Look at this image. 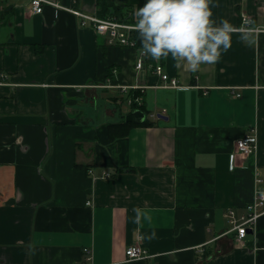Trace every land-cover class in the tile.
Instances as JSON below:
<instances>
[{
  "label": "crops",
  "instance_id": "crops-1",
  "mask_svg": "<svg viewBox=\"0 0 264 264\" xmlns=\"http://www.w3.org/2000/svg\"><path fill=\"white\" fill-rule=\"evenodd\" d=\"M55 1L0 0V264H264V214L241 241L228 217L264 188V34L193 73L65 8L134 24L146 0ZM212 4L264 23V0ZM135 243L147 257L127 259Z\"/></svg>",
  "mask_w": 264,
  "mask_h": 264
},
{
  "label": "clouds",
  "instance_id": "clouds-1",
  "mask_svg": "<svg viewBox=\"0 0 264 264\" xmlns=\"http://www.w3.org/2000/svg\"><path fill=\"white\" fill-rule=\"evenodd\" d=\"M212 0H146L132 12L139 53L154 60L169 56L177 67L198 72L217 63L233 43V36L253 47L264 34V25L246 19L237 28L229 20L213 19ZM139 224L141 209H134Z\"/></svg>",
  "mask_w": 264,
  "mask_h": 264
},
{
  "label": "built area",
  "instance_id": "built-area-1",
  "mask_svg": "<svg viewBox=\"0 0 264 264\" xmlns=\"http://www.w3.org/2000/svg\"><path fill=\"white\" fill-rule=\"evenodd\" d=\"M31 8L33 13H41L45 5L51 4L56 7H60V4L55 0H30ZM70 9L75 14L83 16L85 19L91 20L94 24L96 32L99 34L108 35L110 43H120L128 45L131 43L126 30L133 29L132 25L123 21L118 20L117 18H99L95 15H87L82 11L65 7ZM246 19H251L248 15L243 16V22ZM260 25H264L260 24ZM144 66V60L140 57L137 61V68H142ZM156 73L164 81V86H177L178 81L176 78H170V76L163 71L161 65L155 67ZM166 83V84H165ZM233 94L239 95L234 90ZM257 148V138L256 133L250 132L236 140V150L237 152L250 155L254 154ZM235 157L232 155V167L235 166ZM261 178H256V183H260ZM264 214V188L256 186L254 189L253 198L245 206V211L240 215H237L233 209H230L228 212L229 221L232 224V228L236 231L237 240H243L249 231V228H253L260 216ZM84 251L87 254V259L91 260V250L90 248H84ZM126 257L128 260L145 258L148 256L146 249L142 247L141 244L135 243L126 248ZM82 264V263H75ZM85 264V263H83Z\"/></svg>",
  "mask_w": 264,
  "mask_h": 264
},
{
  "label": "trees",
  "instance_id": "trees-1",
  "mask_svg": "<svg viewBox=\"0 0 264 264\" xmlns=\"http://www.w3.org/2000/svg\"><path fill=\"white\" fill-rule=\"evenodd\" d=\"M109 8H110V7H104V8H103V11L106 12ZM112 14H113V15H116L118 18H119V15H121V14H120V11H119L118 8H116V10L113 11ZM115 127H116V128H115V130H114V133L118 130V129H117V126H115ZM112 136H113V135H112Z\"/></svg>",
  "mask_w": 264,
  "mask_h": 264
},
{
  "label": "water",
  "instance_id": "water-1",
  "mask_svg": "<svg viewBox=\"0 0 264 264\" xmlns=\"http://www.w3.org/2000/svg\"><path fill=\"white\" fill-rule=\"evenodd\" d=\"M135 116L136 114L135 113H132V114H129V116H127V120H130V119H135Z\"/></svg>",
  "mask_w": 264,
  "mask_h": 264
}]
</instances>
